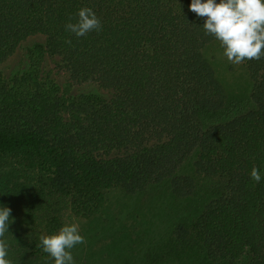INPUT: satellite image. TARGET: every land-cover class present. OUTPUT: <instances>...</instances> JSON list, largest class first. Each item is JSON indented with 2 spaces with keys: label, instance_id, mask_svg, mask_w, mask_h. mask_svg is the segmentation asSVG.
<instances>
[{
  "label": "trees",
  "instance_id": "16d2710c",
  "mask_svg": "<svg viewBox=\"0 0 264 264\" xmlns=\"http://www.w3.org/2000/svg\"><path fill=\"white\" fill-rule=\"evenodd\" d=\"M190 3L0 0V65L28 36H45L29 69L0 82V205L14 218L13 264H48L39 236L68 213L98 215L108 190L138 195L164 182L178 198L206 197L175 229L183 248L213 264H264V57L244 62L249 98L227 93L203 53L216 39ZM81 7L95 11L102 31L65 30ZM46 53L75 81L113 96L64 97L40 74ZM194 153L195 176L178 174Z\"/></svg>",
  "mask_w": 264,
  "mask_h": 264
},
{
  "label": "rangeland",
  "instance_id": "374dc122",
  "mask_svg": "<svg viewBox=\"0 0 264 264\" xmlns=\"http://www.w3.org/2000/svg\"><path fill=\"white\" fill-rule=\"evenodd\" d=\"M44 44L45 36L40 33L25 38L0 65V82L28 70L30 50ZM203 53L227 93L249 98L252 80L245 63H230L217 40L208 42ZM40 74L52 79L64 97L96 94L108 100L113 96V90L97 82L75 81L60 65L57 55H44ZM195 159L196 153L180 167L178 174L195 176ZM106 198L104 209L96 216L66 215L65 222L76 218L81 234L86 238V244L72 249L75 264H213L201 250L183 248L185 246L175 234L177 225L186 224L195 217L206 200L200 192L178 198L171 193L169 182H164L138 195L111 189ZM47 263L54 264V260L48 257Z\"/></svg>",
  "mask_w": 264,
  "mask_h": 264
},
{
  "label": "clouds",
  "instance_id": "9594fccd",
  "mask_svg": "<svg viewBox=\"0 0 264 264\" xmlns=\"http://www.w3.org/2000/svg\"><path fill=\"white\" fill-rule=\"evenodd\" d=\"M189 10L202 18L205 34L213 36L223 49L227 60L240 65L246 60L264 57V0H191ZM101 19L91 7H81L75 22L69 18L65 30L76 37L102 31ZM65 43L71 45L67 39ZM251 178L260 182V170L253 166ZM11 208L0 206V264H13L9 258L6 233L14 218ZM40 247L54 260V264H75L72 253L77 245L86 244L80 223L73 217L57 231L39 236Z\"/></svg>",
  "mask_w": 264,
  "mask_h": 264
}]
</instances>
